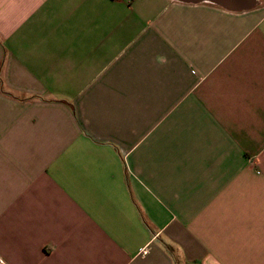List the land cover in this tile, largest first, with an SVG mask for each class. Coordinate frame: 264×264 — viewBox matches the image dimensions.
<instances>
[{
	"label": "crops",
	"instance_id": "crops-1",
	"mask_svg": "<svg viewBox=\"0 0 264 264\" xmlns=\"http://www.w3.org/2000/svg\"><path fill=\"white\" fill-rule=\"evenodd\" d=\"M223 2L0 0L2 264H264V0Z\"/></svg>",
	"mask_w": 264,
	"mask_h": 264
},
{
	"label": "water",
	"instance_id": "water-1",
	"mask_svg": "<svg viewBox=\"0 0 264 264\" xmlns=\"http://www.w3.org/2000/svg\"><path fill=\"white\" fill-rule=\"evenodd\" d=\"M189 1H193V2L209 1V2H213V3H219V4H223L224 3L223 2L224 0H189Z\"/></svg>",
	"mask_w": 264,
	"mask_h": 264
},
{
	"label": "built area",
	"instance_id": "built-area-1",
	"mask_svg": "<svg viewBox=\"0 0 264 264\" xmlns=\"http://www.w3.org/2000/svg\"><path fill=\"white\" fill-rule=\"evenodd\" d=\"M142 253H145V250H143ZM2 263H3V261H2V259L0 258V264H2Z\"/></svg>",
	"mask_w": 264,
	"mask_h": 264
}]
</instances>
